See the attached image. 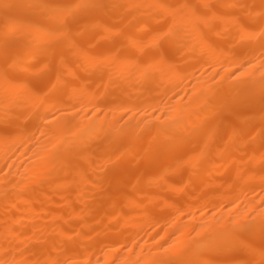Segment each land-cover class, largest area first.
I'll return each mask as SVG.
<instances>
[{"label": "bare ground", "instance_id": "bare-ground-1", "mask_svg": "<svg viewBox=\"0 0 264 264\" xmlns=\"http://www.w3.org/2000/svg\"><path fill=\"white\" fill-rule=\"evenodd\" d=\"M262 5L0 0V264H264Z\"/></svg>", "mask_w": 264, "mask_h": 264}, {"label": "snow or ice", "instance_id": "snow-or-ice-1", "mask_svg": "<svg viewBox=\"0 0 264 264\" xmlns=\"http://www.w3.org/2000/svg\"><path fill=\"white\" fill-rule=\"evenodd\" d=\"M75 7H81L80 5H76ZM159 7L162 10H166V11H171V7L167 6V5H159ZM181 7H187V5H182ZM63 12L64 17H68L73 15V9L72 8H68V9H63L60 10ZM258 19L256 21H254V23H258L259 24V32H255V31H250V32H246L245 36L242 37L243 38H247V39H253L255 38L257 35H259V37L261 38L262 41H264V5H262L261 7V11L257 14ZM243 30V29H242ZM69 38V34L67 31H65L63 28H58L55 29L51 32L50 34V40L53 43L62 41V40H67ZM53 264H59V261H54Z\"/></svg>", "mask_w": 264, "mask_h": 264}, {"label": "rangeland", "instance_id": "rangeland-1", "mask_svg": "<svg viewBox=\"0 0 264 264\" xmlns=\"http://www.w3.org/2000/svg\"><path fill=\"white\" fill-rule=\"evenodd\" d=\"M32 79H34L35 78V76L33 77H31ZM31 79V80H32ZM127 166L126 165H123V166H118V167H115L114 168V171L115 172H117V171H119L120 173L121 172H125V171H127ZM114 172V173H115ZM120 173H115L116 175L118 174V176H120L121 174ZM120 174V175H119ZM228 179V177H226L225 175H220V174H214V176H213V179L212 180H215V181H223V180H227ZM192 190V189H191ZM97 191H99V190H97ZM103 191H105L106 192V189H105V187L103 188ZM192 191H196V188H194ZM166 193H168V191H166ZM179 193L178 192H176V193H174V194H169V195H167V197H168V200H169V204H170V207H169V212H172L173 211V208H174V204H175V202L179 199ZM153 212H154V214H156V215H158V213H160V209H157V208H155V209H153ZM163 228H164V226H163ZM153 229H154V227H152L151 228V231H153ZM262 239L264 240V234H263V237H262ZM246 249V246L244 245V244H241L240 246H238L237 248H235L233 251H231L230 253H229V256H239V255H241L242 254V252L244 251ZM255 260H253V261H251V262H249L248 264H259V263H256V262H254Z\"/></svg>", "mask_w": 264, "mask_h": 264}]
</instances>
